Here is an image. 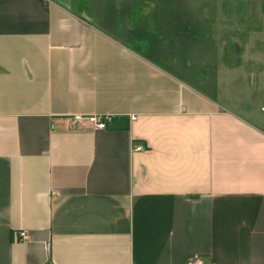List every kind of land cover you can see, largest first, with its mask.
<instances>
[{"label":"crops","instance_id":"obj_1","mask_svg":"<svg viewBox=\"0 0 264 264\" xmlns=\"http://www.w3.org/2000/svg\"><path fill=\"white\" fill-rule=\"evenodd\" d=\"M130 1L0 0V264H264V116Z\"/></svg>","mask_w":264,"mask_h":264},{"label":"rangeland","instance_id":"obj_2","mask_svg":"<svg viewBox=\"0 0 264 264\" xmlns=\"http://www.w3.org/2000/svg\"><path fill=\"white\" fill-rule=\"evenodd\" d=\"M122 4L126 9L148 4L145 8L155 11L168 9L193 17L198 14L197 22L188 26L187 19L180 24L184 36L179 44L186 49L181 53L194 65L198 63L185 66V71L198 75L200 80L210 76V84L212 81L220 91L215 94L227 105L264 116V98H258L264 91V0H135ZM114 5L105 2L101 7ZM192 24L199 34L196 29H188ZM209 29L212 33L207 37L204 32ZM197 35L195 45L189 47Z\"/></svg>","mask_w":264,"mask_h":264},{"label":"built area","instance_id":"obj_3","mask_svg":"<svg viewBox=\"0 0 264 264\" xmlns=\"http://www.w3.org/2000/svg\"><path fill=\"white\" fill-rule=\"evenodd\" d=\"M85 118L88 120L90 125H92V127H94L97 130H105L111 128L114 119L112 115H98V114L88 115ZM130 119L134 120L136 119V116L131 115ZM135 149L137 151H141L144 149V147L142 145H137ZM18 235L22 239H27V232L25 230H21L20 232H18ZM193 264H201V261L197 260Z\"/></svg>","mask_w":264,"mask_h":264}]
</instances>
